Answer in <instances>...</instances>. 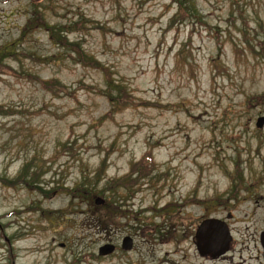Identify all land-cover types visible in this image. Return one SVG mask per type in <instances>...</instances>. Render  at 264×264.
<instances>
[{
  "label": "rangeland",
  "instance_id": "1",
  "mask_svg": "<svg viewBox=\"0 0 264 264\" xmlns=\"http://www.w3.org/2000/svg\"><path fill=\"white\" fill-rule=\"evenodd\" d=\"M263 116L264 0H0V264H257Z\"/></svg>",
  "mask_w": 264,
  "mask_h": 264
},
{
  "label": "flooded vegetation",
  "instance_id": "2",
  "mask_svg": "<svg viewBox=\"0 0 264 264\" xmlns=\"http://www.w3.org/2000/svg\"><path fill=\"white\" fill-rule=\"evenodd\" d=\"M216 221H218V223H222L224 224L225 222L221 219H214ZM204 221H206L204 219ZM203 221H201L198 226H196V228L194 229V232L192 234V243L196 249V251L198 252V254L202 257H208V258H215L217 256L219 257H225L226 254L225 252L228 250V248L231 245L232 242V237L230 234V231L228 230V227L225 225L226 229H227V236L230 238L229 243L227 244V247L224 251H217L219 249H221L220 247V243L223 242V237L220 236V233L218 231L217 228H214V231L210 233V235L207 233V231H205V233L202 235H197V231L199 229V226L202 224ZM211 238L212 239V244L214 245L212 248L209 249V247H207V243H208V239ZM182 240V237H181ZM199 246L201 247V251L202 252H206L203 253L202 255L199 252ZM255 250H256V254H254V256H251V258L253 260L256 261L257 264H264V228L258 230L257 232V240L255 242ZM115 248V247H114Z\"/></svg>",
  "mask_w": 264,
  "mask_h": 264
},
{
  "label": "water",
  "instance_id": "3",
  "mask_svg": "<svg viewBox=\"0 0 264 264\" xmlns=\"http://www.w3.org/2000/svg\"><path fill=\"white\" fill-rule=\"evenodd\" d=\"M264 123V116L263 117H259L256 121V126L257 127H261ZM96 203H102L103 199L102 198H96L95 199ZM214 228H217L220 236L223 237V242L220 243V248L217 251H224L227 247V244L229 243L230 238L227 236V229L225 227L224 224H220L218 223V221L214 220V219H208L206 221H203L202 224L199 226V229L197 231V235H203L205 233V231H207V233L210 235L211 232L214 231ZM122 248H126L128 249L129 247H131V239L130 237H124L122 240ZM214 245L212 244V239L209 238L208 239V243H207V247L212 248ZM114 249V246L112 244H105L102 247H100L99 249V254H106V253H110L112 252ZM199 252L200 254L206 253V252H202L201 251V247L199 246Z\"/></svg>",
  "mask_w": 264,
  "mask_h": 264
},
{
  "label": "trees",
  "instance_id": "4",
  "mask_svg": "<svg viewBox=\"0 0 264 264\" xmlns=\"http://www.w3.org/2000/svg\"><path fill=\"white\" fill-rule=\"evenodd\" d=\"M59 41L61 42L60 39H59ZM124 99L126 100L127 98H124ZM124 99H123V100H124ZM149 161H150V157H149L148 153H146V154H144V155L142 156V158H141V160H140L139 162H136V163L133 165L132 169H133L134 171H135V170L139 171L140 174H145L144 172H146V173L148 172L147 167H148V163H149ZM120 183H121L122 185H125V182L117 180V181H116V184H114L113 187L116 186V185H119ZM110 189H111V188H110Z\"/></svg>",
  "mask_w": 264,
  "mask_h": 264
}]
</instances>
